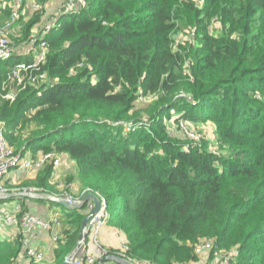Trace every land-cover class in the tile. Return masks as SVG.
Here are the masks:
<instances>
[{"label": "trees", "instance_id": "1", "mask_svg": "<svg viewBox=\"0 0 264 264\" xmlns=\"http://www.w3.org/2000/svg\"><path fill=\"white\" fill-rule=\"evenodd\" d=\"M199 1L87 0L78 14H63L46 38L47 80L12 102L0 98V119L20 157L53 152L76 161L80 185L102 195L104 219L125 234V256L192 263L196 243L208 240L234 252L230 264H264V0ZM212 18L220 34L210 32ZM178 22L198 39L186 82L189 50L172 44ZM27 58L0 61V80ZM141 94L156 97L141 108L147 117L134 109ZM198 115L215 122L223 152L173 134L164 121ZM52 172L45 163L26 188L57 194ZM25 200L17 201L22 211ZM88 203L64 209L66 241L55 245L54 264L73 248ZM21 249L20 236L0 233V264H16Z\"/></svg>", "mask_w": 264, "mask_h": 264}, {"label": "built area", "instance_id": "2", "mask_svg": "<svg viewBox=\"0 0 264 264\" xmlns=\"http://www.w3.org/2000/svg\"><path fill=\"white\" fill-rule=\"evenodd\" d=\"M87 3V0H61L56 18L44 22L42 26L37 29L35 34L30 37L29 49L25 52H19L17 51L18 46L11 42L10 36L12 35L14 28L18 25L19 21L23 18V16H25L23 11L24 0H12L10 2L0 0V14L8 5L10 6L7 19L4 21V23L0 24V61L7 60L12 56H17L19 53L22 56L29 57L15 64L8 74V81H14L19 87L20 91L25 89L27 86H32L38 82H45L47 80V73L44 70H41V67L44 65L47 59V36L54 28L58 26V20L63 14H78L84 10V8L87 6ZM42 8L43 4L39 2L32 3L31 9L33 12L40 11ZM17 36L21 37L22 34H18ZM3 90H5V86L3 87ZM3 97L11 102L15 99L14 96L8 92H6L5 96ZM47 162L52 163L54 170L59 166L60 163L59 154L48 152L39 158H33L31 155L21 157L17 155L5 137V123L0 119V196L7 195L5 181L8 179L10 173L13 170H39ZM27 191L37 192L44 190L27 188ZM89 191L92 190L89 188L84 189L82 194L78 197L79 199L76 198L74 200H70L66 197L65 198L69 203L75 204L78 203L81 197ZM94 193L98 196L103 205L105 200L102 195L98 192ZM4 200L6 199H0V233L2 234L4 231L2 238L8 241H14L18 236H20L22 249L17 262L26 259V262L34 261L39 263L45 258V249L36 246L35 241L38 239L40 230L50 231L61 223L60 212L55 210L52 212V215L49 219H44L36 213L27 210L22 211L18 202L17 204H5ZM88 207H92V203H90ZM99 216L100 217H97V219L93 218V222L91 223L92 225L100 226L103 224L105 220L104 218L106 217V204L102 206ZM90 225H88V228H90ZM59 239L60 237H58V235L53 234L51 237V243L55 244L59 241ZM212 248V242L208 240H200L195 245V251L198 254L203 251H208ZM127 249V244H124L121 251L117 252L115 255L125 257L134 264H153L146 260H136L125 256L124 252ZM221 253L219 258L220 264H230V260L234 252L231 250L223 251ZM108 254L114 253L107 252L105 248H102L100 245H97V248L93 253H88V251L85 250V246H83V248H81L80 255L83 256V259L75 262V264H80V262L84 259L86 264H96L100 258ZM112 262L113 264H119L114 261Z\"/></svg>", "mask_w": 264, "mask_h": 264}, {"label": "rangeland", "instance_id": "3", "mask_svg": "<svg viewBox=\"0 0 264 264\" xmlns=\"http://www.w3.org/2000/svg\"><path fill=\"white\" fill-rule=\"evenodd\" d=\"M31 1L32 0H25V2H24L25 8L23 9V11L25 10L24 11L25 16H23V18L19 21L18 25L14 28V30H13L14 35L10 36L11 42L18 46L17 51H19V52H25L26 50L29 49L30 37L35 34L37 29L39 27H41L44 22L56 18V16L58 15L59 7H60V3L47 1V2H44L43 8L41 9V12L34 13L30 9ZM196 1L200 5V1L199 0H196ZM177 25H179V27L174 29V31L172 33L173 47L174 48L180 47L186 51L189 50L188 52L190 53L189 56H186L184 64H183V70L184 71L182 72V74H183L182 77H184L183 80L186 82V81H190L189 79H191L190 66H191V61H193V55L191 54L190 48H191V46L194 47V45L195 46L197 45L198 39L196 36L197 35L196 30L194 29L193 26L192 27H189V25L184 26V23H182V22L181 23L178 22ZM222 29H223L222 23L219 20L212 18L210 23H209L210 32L212 34H220L222 32ZM18 34H22V36L18 37L17 36ZM18 55H21V54L19 53ZM2 69H3L2 66H0V76L2 73ZM4 86H5V90H3ZM180 89L181 90L179 91L178 94H184V95L187 94L184 87H181ZM6 92H8L12 96H14V98H16V96L19 94L20 90L14 81L9 80V81L5 82V79L0 80V98L1 99H3V100L6 99L5 97H3V96H5ZM262 97L264 98V96L261 95V98ZM155 98L156 97L154 95H151V94L139 95L138 98L135 100L134 109L141 111L142 117H147L146 113L143 112L141 108L148 107L149 104H151L155 100ZM29 109H30V107L28 109H26V111H28ZM175 112H176V110H172L171 114L174 115ZM30 116L31 115H28V118H31ZM164 121L168 124V128H169L168 130L170 132H172L173 134H175L181 138L186 137L185 138L186 140L197 141L200 144H202L207 150L221 153V152H223V150L226 149V147L225 148L220 147L218 140H217L216 124L211 119H206V117L202 118V115H198L197 118L190 120V121L181 120L179 122V124L173 123L172 119L169 121L164 119ZM35 125L36 124L34 122L28 121L25 129H27L28 131H30V129L35 130L36 129ZM122 128H123V131L129 132V131H127V129H129L130 127L126 126V124ZM83 130L84 129H82V130L79 129V132L83 131ZM184 135H186V136H184ZM34 154H35L34 156L38 157V158L43 155L40 152L34 153ZM26 155L27 156H30V155L33 156L32 151H28ZM59 158H60L59 166L53 170V174L51 176L50 183L57 190V195H63L67 199L74 200V199L78 198L79 195L81 194V192L84 189H86L87 187L84 188V187L80 186L79 174H78V165H77L76 161L74 159H72L71 157H69V155H67L66 153H59ZM17 170H20V169H16V171ZM39 170L28 171V173H30V175L32 177H28L27 174H24L25 176H27V177H24L23 175H20L19 173H14L13 175H11L12 174L11 173L9 175L10 180L5 183V186L7 188V194L10 195L11 193H22V192L26 191L27 185L25 183L28 181L33 182V180H34V178L37 175ZM15 174H16V177L14 176ZM28 188H30V186H28ZM21 197L24 198V196H22V195L21 196H15V198H17L16 201H18ZM4 201H5V204H13L15 200L7 199ZM46 204L48 205L49 203H46ZM50 206L53 209H55V208L58 210L62 209L61 205H58L55 203H50ZM88 209L89 210H86L85 215L87 213H89V211L91 210V207H89ZM108 221L109 220L106 218V220L100 226L99 225L94 226L92 224L89 226L90 228H89L88 233H87V239L84 242V246H85L86 251H88V247L91 248L92 245L94 247V250L97 248V245H100L102 248H105V250L107 252L111 251V250H115V252L121 251L123 246L122 245L119 246L120 243L118 244V246H114L112 242H113V238H116V239L120 240L121 244H122V241L124 240L125 234L120 230L118 223H111ZM94 224H96V223H94ZM65 226H68L67 221L61 222L53 230H50V232H52V234L56 235L57 231L59 232L60 228H61V230H63V228ZM103 229H106V231ZM78 231H79V229H78ZM78 231H77V233H78ZM40 232H39V234H40ZM77 233H75V236L73 238V242H72L73 247L77 241ZM65 234H66L65 231H63V233L61 232V238L59 239L60 245L66 241V235ZM56 244L57 243H55V245ZM54 250H55V248H53L51 250V252H54ZM72 251L73 250H71V252ZM78 251H79V259H80L81 249L79 248ZM223 251H225V250L210 249L208 251H203L199 254L196 253L197 254L196 260L192 263L193 264H205V262L208 260V261L214 262V264H220L219 258H220V255L222 254L221 252H223ZM50 259L51 258H49L48 260L43 259L38 264H54L53 255H52V261L51 262H50ZM30 263L31 262H26V259H24L22 261L17 262L16 264H30ZM80 264H83V261H81Z\"/></svg>", "mask_w": 264, "mask_h": 264}, {"label": "water", "instance_id": "4", "mask_svg": "<svg viewBox=\"0 0 264 264\" xmlns=\"http://www.w3.org/2000/svg\"><path fill=\"white\" fill-rule=\"evenodd\" d=\"M21 195L26 197V198L42 199L45 201H49L51 203L61 205L62 207H64L65 209H68V210L80 209L84 206L85 203H87V202L92 203L91 210L82 219L81 226H80V229H79L78 235H77V241H76L74 247L71 249V250H75V251L78 250L79 248L80 249L83 248L84 242L87 239V233H88V229H89L88 227L85 228L87 221L92 219V218H94V219H97V217L99 218L100 217L99 213L101 212V208L103 205H105V203L102 205L101 200L98 198V196L93 191H89V192L85 193L81 197L79 202L75 203V204L69 203L63 195H57V194H53V193H50L47 191L46 192H44V191L34 192V191H27L26 190L22 193H11L10 195L7 194L6 196H0V199H11V198H15V196H21ZM69 253L64 257L61 264H75L74 260H72L71 257L69 256ZM81 259H83V256H81ZM106 261H114V262H117L119 264H134L129 259L122 257V256H119V255H115V254H108V255L100 258L96 264H104Z\"/></svg>", "mask_w": 264, "mask_h": 264}, {"label": "crops", "instance_id": "5", "mask_svg": "<svg viewBox=\"0 0 264 264\" xmlns=\"http://www.w3.org/2000/svg\"><path fill=\"white\" fill-rule=\"evenodd\" d=\"M5 1L9 2L8 0H5ZM49 1L50 2L52 1V2L61 3V0H49ZM32 3H33V0L31 1L30 9H31ZM7 15L8 14L6 12H4V11L0 14V24L4 23V21L7 19ZM13 33H14V31L12 32V35H13ZM11 173H10L11 175H13L14 173H19L20 175H23L24 177H27V176L28 177H32L30 175V173H28V171H26V170H17V171L16 170H13ZM24 174H27V176H25ZM52 174H53V172H52ZM14 176L16 177V174ZM9 180H10V178H9ZM81 194H82V192H81ZM15 203L17 204V201L16 200H15V202L13 204H15ZM46 203H49V204L47 205ZM50 203L51 202L45 201V200H42V199H35V200L33 199L32 200L31 198H26V200L24 202V205H25L27 211L36 213L39 216H41L42 218H44V219H49L51 217V215H52V212L55 211V210H58L56 208L55 209L51 208ZM90 203L91 202H89L88 204H90ZM15 206H17V205H15ZM87 208H88V206L86 205L84 207V212H86V210H89ZM64 209L65 208L62 207L61 210H58L60 212V216H61L60 222L65 221V219L62 216L65 214V210H67V209H65V210ZM67 228H68V226H65L63 228V230H61V228H60L59 232L57 231L56 235H58V237L61 238V232L63 233V231H65ZM103 230L106 231V229H103ZM40 231L41 232H40V234H38V239L35 241V245L38 246V247H41V248H44L45 249V258L44 259H47L48 260L49 258H51L50 259V262H51L52 261V255H53L52 254L53 252H51V250L55 247V244H52L51 243V237L53 236V234H52V232L47 231V230H40ZM2 234H4V231L2 232ZM77 235H78V233H77ZM112 243H113L114 246H118L119 243H120L119 246H121V245L123 246L125 244V236H124V240L122 241V244H121V241L118 240V239H116V238H113V242ZM94 251L95 250H94L93 245L91 246V248L88 247V253H93ZM53 258H54V256H53ZM104 264H113V262L112 261H106ZM205 264H214V262L207 260L205 262Z\"/></svg>", "mask_w": 264, "mask_h": 264}, {"label": "bare ground", "instance_id": "6", "mask_svg": "<svg viewBox=\"0 0 264 264\" xmlns=\"http://www.w3.org/2000/svg\"><path fill=\"white\" fill-rule=\"evenodd\" d=\"M92 222H93V218L87 221L85 228H87L88 225H90ZM78 250H76V251L73 250L71 253H69V256L71 257L72 260H74V262H77L81 259V258L79 259V254H78L79 251Z\"/></svg>", "mask_w": 264, "mask_h": 264}]
</instances>
